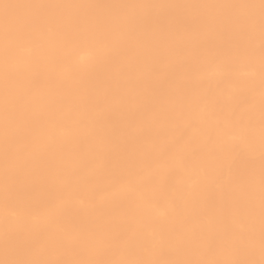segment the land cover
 Listing matches in <instances>:
<instances>
[{
    "label": "bare ground",
    "instance_id": "bare-ground-1",
    "mask_svg": "<svg viewBox=\"0 0 264 264\" xmlns=\"http://www.w3.org/2000/svg\"><path fill=\"white\" fill-rule=\"evenodd\" d=\"M261 0H0V264H261Z\"/></svg>",
    "mask_w": 264,
    "mask_h": 264
},
{
    "label": "snow or ice",
    "instance_id": "snow-or-ice-1",
    "mask_svg": "<svg viewBox=\"0 0 264 264\" xmlns=\"http://www.w3.org/2000/svg\"><path fill=\"white\" fill-rule=\"evenodd\" d=\"M261 8L262 11H264V0H261ZM5 264H7V262H5ZM15 264H25V262H15ZM261 264H264V261H262Z\"/></svg>",
    "mask_w": 264,
    "mask_h": 264
}]
</instances>
